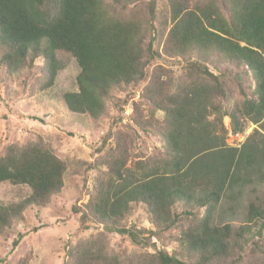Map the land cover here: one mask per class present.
<instances>
[{
    "label": "trees",
    "instance_id": "16d2710c",
    "mask_svg": "<svg viewBox=\"0 0 264 264\" xmlns=\"http://www.w3.org/2000/svg\"><path fill=\"white\" fill-rule=\"evenodd\" d=\"M59 51L80 67L78 91L64 95L70 111L98 124L111 117L115 91L127 93L117 109L132 107L126 131L110 126L101 154L88 163L97 173L87 201L72 206L82 230L104 231L66 245L63 264H251L241 255L243 241L264 224V0H0L4 77L42 59L40 90L48 91L63 68ZM163 56L184 61L183 73L157 65ZM230 87L238 97L229 106ZM224 116L234 134L255 125L240 146L227 143ZM137 130L158 136L162 148L135 153ZM67 172L40 135L6 146L0 183L26 185L30 194L0 203V232L46 208L62 193ZM251 184L245 223L216 224L222 200ZM140 203L154 230L127 225ZM107 232L137 243L161 234L165 243L153 244L154 253L123 256L110 251ZM23 238L18 233L14 249Z\"/></svg>",
    "mask_w": 264,
    "mask_h": 264
},
{
    "label": "rangeland",
    "instance_id": "374dc122",
    "mask_svg": "<svg viewBox=\"0 0 264 264\" xmlns=\"http://www.w3.org/2000/svg\"><path fill=\"white\" fill-rule=\"evenodd\" d=\"M57 58L63 68L55 85L48 91L40 90L42 77L38 67L42 59L36 61V67L24 69L10 78L0 73V155L9 144L22 145L40 135L68 164L62 193L52 198L50 204L39 214L36 215L32 210L27 211L25 220L15 223L11 232H0V264H12L25 257L28 258L26 264H63L66 245H75L104 231L94 227L82 230L79 216L72 212V206L87 201V190L91 188L97 173L96 169L88 168V163L94 162L101 154L98 149L110 126L126 131L132 107L129 104L125 105L124 109H117L115 103L118 99H124L127 93L115 91L109 99L111 117L104 118L98 124L88 115L70 111L64 95L78 91L77 76L80 67L69 53L59 51ZM183 64L184 61L180 59L164 56L157 61V65L171 71L174 76L183 73ZM234 91V88L230 87V97L225 101L226 105H233L238 97ZM143 106L148 109L147 105ZM156 115L160 116L161 113ZM223 124L228 130L226 141L233 146L244 143L255 128V125L251 124L244 133L234 134L228 116L223 117ZM109 143L112 144L111 141ZM161 148L162 142L158 136L137 130L135 153L147 156ZM252 187L253 184L248 185L239 195H235V198H224L216 209L215 223H231L236 228L244 224L249 200L254 196ZM262 188L258 187V191ZM29 194L30 188L26 185L0 183L1 204L21 201ZM126 223L137 229L154 230L150 214L142 203L134 206ZM20 232L24 233V238L18 248L14 249L13 241ZM106 234L110 251L123 256L154 253L153 244L163 247L165 243L161 234L154 235L146 242L143 239L148 237L146 232L141 243L133 241L128 235L116 232ZM167 249L171 251L173 246L170 244ZM241 255L251 264H264V224L252 226L246 233Z\"/></svg>",
    "mask_w": 264,
    "mask_h": 264
}]
</instances>
